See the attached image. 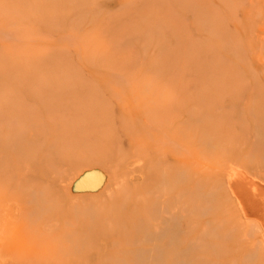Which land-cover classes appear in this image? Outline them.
<instances>
[{
    "label": "rangeland",
    "instance_id": "obj_1",
    "mask_svg": "<svg viewBox=\"0 0 264 264\" xmlns=\"http://www.w3.org/2000/svg\"><path fill=\"white\" fill-rule=\"evenodd\" d=\"M81 100L109 115L69 127ZM73 150L86 157L50 170ZM83 166L101 187L68 186ZM146 171L137 193L164 201V242L101 247L108 254L93 259L74 237L63 242L73 251L53 256L49 243L74 229L73 216L94 217ZM55 178L74 195L67 207ZM256 185L264 0H0V264H264Z\"/></svg>",
    "mask_w": 264,
    "mask_h": 264
},
{
    "label": "bare ground",
    "instance_id": "obj_2",
    "mask_svg": "<svg viewBox=\"0 0 264 264\" xmlns=\"http://www.w3.org/2000/svg\"><path fill=\"white\" fill-rule=\"evenodd\" d=\"M56 104H57L56 102H53L50 105V108L47 109L48 115H50L49 111L52 108L57 107ZM71 110H72L71 111L72 114H76V117H81V118L77 119V120H75V119L71 120V122H70L71 125H69V127H75V128H79V129L80 128L83 129L84 126H86V124H88V121H89L88 117H94V115L99 117L101 115H104V113L106 115H109V113L107 111L108 109L106 110L107 111L106 112L104 110V108L99 107L98 104L93 103V102H87L84 100H81L80 103L76 104L74 107H72ZM120 113L123 114V112L121 110H120ZM55 126H56V127H54L55 131H56L55 142H56L57 147L59 148V151H60V149L64 148V146L66 144H68V142L65 139H62L60 137L61 132H60L59 128L63 129V126L60 124H57ZM127 127L130 128L129 125ZM135 131H136V134H139L141 132V131H137L136 129H135ZM131 136L135 137L136 135H131ZM131 141H134V140H131ZM131 141H130V143H131ZM73 152L76 153L77 155H79V158L72 156V154H70ZM73 152L69 151V153H63V154L61 152H59L57 155H55V161L50 164L51 165L50 170L52 172H56V171H58V169L61 165L67 164V165L71 166V165H73L75 160H77V159L81 160V159L86 157L83 154L84 152H81L79 150H73ZM133 156L135 158L134 154H133ZM134 161H135V159H134ZM230 165H234L236 167H242L241 164L239 165L238 162L232 163ZM141 166H143L142 163H141ZM83 168H84V166H83ZM131 168H133L132 165H131ZM80 169H82V167ZM90 170L92 171V169H90ZM76 171H78V173L77 172H76L77 174L75 173L76 175L74 178H72L73 176L70 177L71 182L67 183L68 186L69 185L71 186V184H72V189H74L76 186H78L80 182H81L80 184H82V187L85 184H89L90 181L94 182V177L91 175V173L93 171L92 172L90 171L91 173L90 172L87 173L86 169L84 170L87 173V175L90 173V175L87 178L85 177L86 173H83L81 171L79 172V170H76ZM96 172H97V169H96L95 173ZM236 172L237 171L233 169V174L242 175L241 173H238V172L236 173ZM98 174H101V173L98 172ZM117 174H118V172H117ZM138 174H137V176H138ZM97 176H98V178L100 177V175H97ZM83 178H86V179L82 180ZM131 179H132V177H131ZM150 179H151V175L148 171H146L144 176L142 177V180L136 181L137 179L136 180L133 179L134 180V181L132 180L133 183L130 186L126 185V187H124L122 190H113V191L111 190V192L108 191V193L109 192L110 193L108 194L106 200L102 201V202L101 201L98 202L99 210L96 212V215L92 218H90V217L86 218V216H84V215L83 216H78V215L73 216L74 221L72 222V224L74 225V229H70L68 227H67V229L65 228L66 231L64 233V236H62V239H53V241H55V243H49L50 246L52 247L51 252H52L53 256H59V257L62 256V253H61L62 247H64L65 250L68 249L69 251H73L72 245H67V243H63V242L64 241H70V238H74V237L78 241H81L82 245H84V246L86 245L88 250L91 249L90 252L87 251V253H86V257H88V258H93L94 255H95L94 257L107 255L108 251H105V249L103 248L104 252L102 253L101 247H111L114 245H117V247H129V246L147 244L148 242H151V241L155 242V244H159V243L164 242L165 237H166V234H165L166 228L162 227L163 222L165 220L164 219V208L160 207L161 204L164 203V201L155 202V200H153V198L150 197L149 194L143 195L142 193L141 194L137 193L139 190L142 191L141 187H143L145 184H147L150 181ZM122 180L125 181L124 178ZM55 181H56V178L53 179L52 185H53V192L56 195V201L58 200L57 205H60L61 207H67V204L70 203L69 197L74 196V195H71V193L69 194V191L67 189V194H68L67 196L68 197L64 196L61 192H59L58 188H56ZM123 181H121V183ZM99 182L101 183L102 180ZM121 183H120V186H122ZM90 184H93V183H90ZM262 186L256 185V187L254 186V188L257 191H260V193H261L264 190L263 189L264 187L262 188ZM98 187H101V186H98ZM98 187L95 188L94 190L98 189ZM78 188H79V186H78ZM75 192L78 193L79 191L75 190ZM75 192H73V194H75ZM262 193H264V192H262ZM79 194H81V193H79ZM102 199H104V197ZM251 201L255 205L264 208V201H260L259 199H254V200L251 199ZM72 206L73 205H71V207ZM72 208H75V207H72ZM256 223L259 227H261V226L264 227V224H263L264 219H262V220L257 219ZM143 227H145L147 229V231H148L147 235H143V233H142ZM39 241H42V240L39 239ZM95 247H97L98 249L95 250ZM80 252H82V251H80ZM35 256H36V258H42L43 259V258H47V256H49V255H47L45 252H41V253L38 252ZM109 256H110V254H109ZM98 261L99 260H97V262Z\"/></svg>",
    "mask_w": 264,
    "mask_h": 264
},
{
    "label": "water",
    "instance_id": "obj_3",
    "mask_svg": "<svg viewBox=\"0 0 264 264\" xmlns=\"http://www.w3.org/2000/svg\"><path fill=\"white\" fill-rule=\"evenodd\" d=\"M100 182L94 183V184H85L83 187L87 188V189H91V188H96L97 186H99Z\"/></svg>",
    "mask_w": 264,
    "mask_h": 264
}]
</instances>
